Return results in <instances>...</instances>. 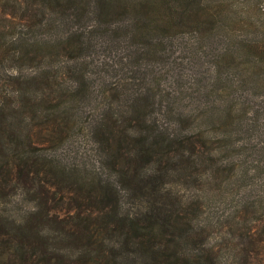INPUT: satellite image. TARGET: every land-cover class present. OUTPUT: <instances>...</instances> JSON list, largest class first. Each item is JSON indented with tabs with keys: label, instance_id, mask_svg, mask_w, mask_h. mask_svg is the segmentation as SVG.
<instances>
[{
	"label": "trees",
	"instance_id": "obj_1",
	"mask_svg": "<svg viewBox=\"0 0 264 264\" xmlns=\"http://www.w3.org/2000/svg\"><path fill=\"white\" fill-rule=\"evenodd\" d=\"M0 264H264V0H0Z\"/></svg>",
	"mask_w": 264,
	"mask_h": 264
},
{
	"label": "rangeland",
	"instance_id": "obj_2",
	"mask_svg": "<svg viewBox=\"0 0 264 264\" xmlns=\"http://www.w3.org/2000/svg\"><path fill=\"white\" fill-rule=\"evenodd\" d=\"M58 149L60 150V151H65V150H70V147H68V148H61V146H59L58 147ZM69 153H68V155L69 156H71V158H73V156L76 154L75 152H73V151H68Z\"/></svg>",
	"mask_w": 264,
	"mask_h": 264
}]
</instances>
